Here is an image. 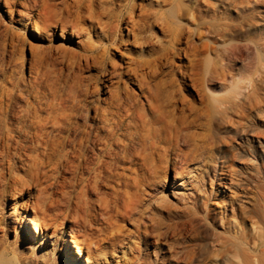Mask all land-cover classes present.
Masks as SVG:
<instances>
[{
	"label": "rangeland",
	"instance_id": "rangeland-1",
	"mask_svg": "<svg viewBox=\"0 0 264 264\" xmlns=\"http://www.w3.org/2000/svg\"><path fill=\"white\" fill-rule=\"evenodd\" d=\"M263 148L264 0H0L17 264H238L264 230Z\"/></svg>",
	"mask_w": 264,
	"mask_h": 264
},
{
	"label": "bare ground",
	"instance_id": "bare-ground-1",
	"mask_svg": "<svg viewBox=\"0 0 264 264\" xmlns=\"http://www.w3.org/2000/svg\"><path fill=\"white\" fill-rule=\"evenodd\" d=\"M132 23V22H131ZM133 25H135L134 23H132ZM133 25H130L131 27L133 26ZM132 29V28H131ZM133 30V29H132ZM132 30L130 31V32H132ZM256 86V85H255ZM251 88H252V86H251ZM250 88V89H251ZM237 91H236V94H238V97L237 98H235V96H234V94H233V96H234V98H235V100H233L232 98H230V99H232V101H234V102H237V101H240V100H242L243 98H244V96L246 97H249L248 96V94L247 95H245V92H248L247 90H245V87H240V88H238L237 87V89H236ZM253 93H254V91H253ZM235 94V95H236ZM255 94V93H254ZM257 95V94H256ZM255 95V96H256ZM237 96V95H236ZM258 98V97H257ZM226 100H227V98H225ZM229 99V98H228ZM259 100V99H258ZM261 100V99H260ZM225 101V100H224ZM228 101L229 100H227V104H228ZM257 101V100H256ZM220 102V101H219ZM230 103L229 104H231L232 102L231 101H229ZM244 101L242 100L241 101V103H243ZM250 102V101H249ZM252 102V101H251ZM224 103H226V102H224ZM254 103V102H253ZM257 103V102H256ZM260 103V102H259ZM259 103H258V105H259ZM219 104V103H218ZM222 104H223V101H222ZM233 104V103H232ZM235 104V103H234ZM233 104V105H234ZM236 104H239V103H236ZM235 104V105H236ZM244 104V103H243ZM225 106H226V104H224ZM241 104H239V105H236V108H237V106H240ZM242 106V105H241ZM246 106V105H245ZM255 106V105H254ZM231 107V106H230ZM235 107V106H234ZM222 108V107H221ZM229 108V107H228ZM247 108V107H246ZM255 108V107H254ZM224 111L226 110V108L225 109H223ZM233 110V109H232ZM226 111H228V110H226ZM225 111V112H226ZM239 122V121H238ZM241 122V121H240ZM235 123V122H234ZM240 124V123H239ZM245 131V130H244ZM247 138V137H246ZM248 140V139H247ZM264 149V148H263ZM244 194V196H249V195H245V193H243ZM260 218L262 219V220H264V213L263 212H261L260 213ZM33 222H30V224H32ZM33 229H34V231H35V237H38L39 235H40V232H39V230H38V227L37 226H33ZM240 239H241V243L242 244H244V245H251V247L249 248V250H244L239 256H238V264H264V230H262V231H260V232H258L257 233V235L255 234V236L254 237H249L248 235H245V236H242V237H240ZM239 244H240V242H239ZM243 246V245H242ZM241 249V248H240ZM70 256H72V258H74V261H73V263L72 264H81L82 263V260H81V256H79V255H73L72 253H70ZM0 264H17V262L15 261V259L13 258V257H10V256H8V255H6V254H0ZM229 264H230V262H229ZM235 264V263H234Z\"/></svg>",
	"mask_w": 264,
	"mask_h": 264
}]
</instances>
